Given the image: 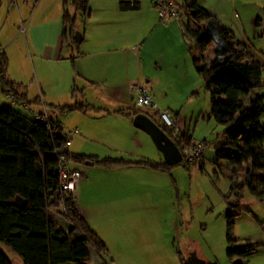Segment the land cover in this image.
Returning <instances> with one entry per match:
<instances>
[{
	"label": "trees",
	"instance_id": "1",
	"mask_svg": "<svg viewBox=\"0 0 264 264\" xmlns=\"http://www.w3.org/2000/svg\"><path fill=\"white\" fill-rule=\"evenodd\" d=\"M171 1L184 19L182 37L193 40L200 48V55L192 60V64L206 89L210 90L209 117L225 127V149L215 153L218 160H225L229 165L228 193L223 199L228 202L231 197L229 202L235 205L227 206L224 212L225 256L231 262L237 258L241 259L238 264H246L243 259L264 248V243L235 240L232 229L234 218L240 213L238 202L244 187L258 202L264 203V126L260 122L264 104L263 95L253 92L260 85L264 67L254 60L248 47L235 40L219 21L199 6V0ZM89 2L61 0L60 49L76 50L77 45L73 42L77 31L76 15L81 16L83 22L88 20ZM118 6L121 10L136 9L134 4L125 2ZM68 7L74 15L69 14ZM259 23V19L254 22L256 26ZM208 44L213 45V59L206 65L201 54ZM6 63L4 52L0 51V89L3 97L8 93L17 102L30 107L32 104L15 91L16 85L4 77ZM246 98L249 101L244 106L242 100ZM5 100L8 106L0 107V243L8 247L21 264H87L89 249L107 264L104 260L107 256L105 245L80 217L70 199L58 192L55 152L62 149L66 142L61 125L49 119L50 125L55 128L48 129L34 123L27 112V116L18 113L15 111L17 108ZM50 108L58 115L93 109L82 104ZM140 113L146 115L182 154L191 141L186 133L175 134L174 128L164 126L156 114L131 109L125 115L133 118ZM64 158L67 163L81 165L89 161L102 168L139 166L156 172H166L169 168L164 163L148 161L70 156L67 149ZM18 199L25 201L20 211L13 206ZM54 216L70 223L72 231L66 234L60 230ZM180 262L185 264L182 259ZM0 264H10L1 252Z\"/></svg>",
	"mask_w": 264,
	"mask_h": 264
},
{
	"label": "crops",
	"instance_id": "2",
	"mask_svg": "<svg viewBox=\"0 0 264 264\" xmlns=\"http://www.w3.org/2000/svg\"><path fill=\"white\" fill-rule=\"evenodd\" d=\"M100 2L97 16L93 17L90 10V17L85 21V24L90 25L87 30L85 27L81 34V41L76 44L75 54H72L73 49H70L71 53L67 56L64 52L68 49H60L61 9L40 11L36 13L37 15L34 11L21 27L24 35L22 44L28 54L33 76L31 77V72L28 71L27 81L21 82L16 80L18 76L8 75L6 68L4 77L16 85L15 91L23 96L27 103L33 105L30 106L32 111H44L48 115V111L56 112L51 110V106L82 104L93 108L84 112L61 114L59 116L61 121L51 120L59 123L63 130L78 131L69 139L68 155L85 156L96 160L109 158L163 163L160 153L154 150L150 139L134 129L131 125L132 118L125 115L132 109V97L128 91L130 83L136 82L140 85L142 84L140 80L145 79L146 85L141 86L153 93L151 76L147 78L141 76L143 74L141 66L145 62L143 49L145 47V51H148L146 45L148 36L141 41L138 54L134 49L137 42L131 39L135 38L137 27L135 15L141 10L140 4L136 0ZM122 2L134 4L136 9L121 10L118 5ZM212 2L218 3L219 6L211 8L206 6L208 4L204 0H199V6L219 21L235 40L243 44L246 41L245 29L234 13L235 8H232L233 12L231 11L230 15H234L233 19H238L237 23H234V20L223 22L222 13L227 9L221 2L225 3V0ZM58 3L60 6L61 0H58ZM148 17L150 21L146 26L151 29V34L158 30L177 29L170 22L169 25L164 23L166 26L164 24L162 27L159 26L156 23L158 18L153 5H149ZM257 19H259L257 16L249 19L250 25L255 29L261 27L260 23L259 26L254 24ZM238 25L241 30L235 35L232 28L235 29ZM117 29H123L126 33L114 41L110 36ZM2 32L3 27L0 28V51L4 52V48L15 40V36L7 37L2 35ZM120 43L127 44L128 54L122 55L117 50L116 45ZM150 53L155 58L152 69L165 71L166 68L163 67L167 65V55L158 49H153ZM27 82L29 83L27 86H21V83ZM152 100L158 110L164 111L166 107L167 111L172 113L169 104L156 103L155 98ZM172 118L175 124L177 114L174 113ZM84 163L80 169L71 167L80 174L73 204L80 217L104 244L108 239L111 241L114 247L110 254L111 264H181V257L178 256L176 261L169 242L159 238L135 242L126 224L127 220L147 213L145 210L159 211L162 198L157 196V191L159 185L164 184L167 190V183L154 178L164 173L139 166L102 168L92 162L91 165ZM164 207L166 208L165 203ZM156 215L160 217V212ZM262 224L264 223L260 225ZM121 235L128 239L121 242L119 240ZM261 250L264 252V248ZM245 261L247 264V260ZM258 264H264V254Z\"/></svg>",
	"mask_w": 264,
	"mask_h": 264
},
{
	"label": "rangeland",
	"instance_id": "3",
	"mask_svg": "<svg viewBox=\"0 0 264 264\" xmlns=\"http://www.w3.org/2000/svg\"><path fill=\"white\" fill-rule=\"evenodd\" d=\"M204 1L208 4L206 6L211 8L219 6L218 3H214L212 0ZM136 2L140 4L141 10L135 15L136 34L135 38L131 39L137 42L134 49L138 54L141 41L148 36L146 43L148 51H145L144 47L145 62L141 66L143 72L141 76L146 78L151 76L152 78L150 84L153 85V93L149 91L148 93L152 99L155 98L156 103L169 104L172 113L167 111L166 107H164V112L171 117L174 113L177 114V122L174 124L173 132H185L191 138V141L203 145V151L199 160L191 165L181 163L169 167L166 172H160L164 174H159L160 176L155 177L154 180L167 183V190L166 184L159 185L157 196L162 198L163 202H161L162 206L159 211L145 210L147 213L127 220L126 224L129 226L135 242L157 240L158 238L169 242L176 261L180 256L185 263L187 257L193 255L202 264H238L241 259L236 258L231 262L225 256L226 227L224 212L227 206H231L233 203L229 202L232 200L231 197L228 202L223 199L228 193L229 165L225 160H218L215 157L217 150L225 149V138L223 136L225 127L209 117L210 90L206 89L202 78L195 72L192 64V60L200 55V48L193 40L182 37L181 25L184 23V19L181 17V13L177 21L166 22V25H169L170 22L177 29L158 30L151 34V29L146 25L150 21L148 9L149 5H153V0H136ZM177 3H179V0H177ZM99 4H101L100 0H90L88 4L93 17L99 13V10H97ZM221 4L227 9L225 13H222L223 22L234 20L235 23L238 20L233 19L234 15H230L232 8H235L234 13H236V17L239 18L245 29L246 41L243 45L248 47V52L254 60L264 67V33L262 35V32H264V12H262L264 10V0H225V3L221 2ZM59 7L58 0H0L2 35L15 36V40L4 48L8 63L6 65L8 75L18 76L16 80H21V82L27 81L28 71L31 72L30 76H33L31 63L28 62V54L22 44L24 35L20 33V28L23 27L25 20L34 11L37 15L40 11H58L60 10ZM68 11L70 15H74L70 7H68ZM253 16L259 18L261 27L255 29L250 25L249 19ZM85 23L81 16L76 15L77 31L75 33L82 36L85 27L87 30L90 25ZM156 23L161 27L165 25L157 19ZM232 30L236 35L241 29L238 25ZM125 33L126 31L123 29H117L110 37L117 41ZM126 45L123 43L116 45L117 50L122 55L128 54ZM153 49H158L167 55V65L163 67L166 68L165 71L152 69L155 58L150 52ZM212 49L213 45L208 44L201 54L206 65L213 59ZM75 52L76 50L73 49L72 54H75ZM69 53L71 52L68 49L64 52V55L67 56ZM137 58L139 62L138 55ZM22 63H25V65H22ZM145 81V79H141L142 84L140 85H143ZM28 84V82L21 83V86H27ZM253 92L256 95H263L262 103L264 104V69L261 72L260 85ZM2 97L3 94L0 91V106L7 107L8 103ZM248 101L249 98L242 100L243 105L247 106ZM59 104L66 105L68 103ZM159 110L163 111L162 109ZM15 111L27 116L23 110L15 109ZM59 116L56 112L48 111L47 117L49 120L57 119L61 121ZM260 122L264 126V114L260 118ZM262 148L264 151V141L262 142ZM154 150H156L155 147ZM68 166L76 169L82 168V165L72 163H68ZM262 168H264V165ZM238 204L240 213L234 218L233 239L240 242L248 240L250 243L263 244L264 232L261 230L260 224L264 223V203L258 202L244 187ZM159 212L160 217L156 215ZM127 239L123 235L119 237L121 242H125ZM105 242L106 245L102 242L107 250V256L104 260L107 264H111L110 254L114 247L109 239ZM261 249L263 248L257 249L254 255L245 257L243 260H247V264H258L264 254ZM0 252L10 264H21L20 259L1 243Z\"/></svg>",
	"mask_w": 264,
	"mask_h": 264
},
{
	"label": "built area",
	"instance_id": "4",
	"mask_svg": "<svg viewBox=\"0 0 264 264\" xmlns=\"http://www.w3.org/2000/svg\"><path fill=\"white\" fill-rule=\"evenodd\" d=\"M153 7L156 11L158 20L162 24L166 23L167 21H177L181 13V11L174 6L171 0H153ZM22 32L23 29L20 28V33ZM128 89L132 97V109L134 111L156 114L159 120L164 124V126L168 128L173 127V118L166 112L159 111L157 109L148 93V90L144 86H141L138 83H131L128 86ZM4 97L8 100L10 106L27 112L30 121L44 126L48 129L55 128V126L50 125L44 111H32L28 105L17 102L8 93L4 94ZM63 132L66 140L65 145L62 149L55 152V172L57 174L58 180V192L59 195L66 196L72 203H74L80 174L79 172L73 170L68 166V163L64 158V153L69 145V139L73 135H76L78 131L76 129H73L63 130ZM202 151L203 145L201 143L189 141L188 145L183 150L181 163L186 165L193 164L194 162L199 160ZM261 230L264 232V225H261Z\"/></svg>",
	"mask_w": 264,
	"mask_h": 264
},
{
	"label": "water",
	"instance_id": "5",
	"mask_svg": "<svg viewBox=\"0 0 264 264\" xmlns=\"http://www.w3.org/2000/svg\"><path fill=\"white\" fill-rule=\"evenodd\" d=\"M81 41V36L78 33H74L73 42L78 44ZM131 125L134 129L144 133L151 141L157 152L160 153L163 163L172 167L178 165L181 161V154L174 143L160 130L156 125L144 114H137L132 118ZM85 165H91L90 162H85ZM25 205V201L16 200L13 206L17 210H22ZM230 207H235L231 205ZM54 220L60 230L69 234L72 231V226L66 220L60 216H54ZM87 264H104L99 257L89 249V260ZM185 264H202L193 255H189Z\"/></svg>",
	"mask_w": 264,
	"mask_h": 264
},
{
	"label": "bare ground",
	"instance_id": "6",
	"mask_svg": "<svg viewBox=\"0 0 264 264\" xmlns=\"http://www.w3.org/2000/svg\"><path fill=\"white\" fill-rule=\"evenodd\" d=\"M142 114V113H141ZM174 120V119H173ZM173 127H174V124H173ZM173 127H171V128H173ZM181 154V153H180ZM181 156H182V154H181ZM180 163H181V161H180Z\"/></svg>",
	"mask_w": 264,
	"mask_h": 264
}]
</instances>
